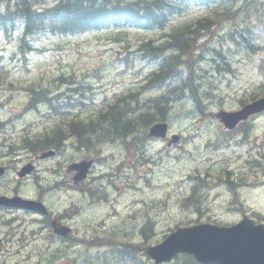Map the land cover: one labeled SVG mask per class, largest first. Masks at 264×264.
<instances>
[{"label": "rangeland", "instance_id": "rangeland-1", "mask_svg": "<svg viewBox=\"0 0 264 264\" xmlns=\"http://www.w3.org/2000/svg\"><path fill=\"white\" fill-rule=\"evenodd\" d=\"M53 2L54 0H43L37 6H48ZM245 2L248 4L245 5ZM4 5L5 0H0V7ZM235 9L238 11L235 19L221 18L203 38L198 35V38H201L198 42L199 50L204 51L207 48L203 54L207 58L215 57V61L208 59L201 61L196 54V58L190 54L186 55L191 59L189 61L191 72L198 78L195 84L201 93L199 96L201 102L200 106H197L193 98H182L170 105L169 128L171 133L183 134L180 143L174 144L168 150H161V142H155L156 145L145 151L148 154L147 158L157 152L155 160L159 161L150 166L145 161V153L139 151L137 147L136 151H129L119 142L108 145L107 141L104 146H102L104 143L100 144L98 148L103 151L90 175L100 190L97 189L95 198L91 197L90 200L87 196L83 198L81 193L72 196L73 192L63 189L64 184L60 182L51 184L63 179L61 175L67 179L64 166L58 169L59 162L79 156V153L67 148L62 153L66 158L48 159L39 163L35 174L27 177L22 183L27 190L26 193L33 192V183L39 179L42 184V196H45L46 203L51 205L54 211L63 208L68 211L72 208L75 212L78 210L70 216L77 217L73 220L74 227L80 228V233L97 237L112 234L113 246L118 241L138 245L155 243L157 239L162 238L165 231L179 223L178 221L198 220L231 224L238 221L243 212L255 219L258 214L264 215V169L243 163L245 151L248 155L257 151L258 154H264V141L257 138V135H261L260 129L257 128L263 118L256 119L257 128L245 144L235 142L241 135L228 143L218 141L221 128L212 120L213 113L220 108L227 110L238 108L239 99L249 96L252 91L259 92L264 88V0H216L211 5L189 3L182 13L171 17L169 27L181 26L200 16L218 17L224 10ZM241 33L258 44L256 52L246 50L240 42L235 43L234 38L241 41ZM151 35V32L125 28L119 32L107 29L43 37L36 42L38 50L29 51L25 60H22V55L17 52L16 41L0 37V54L8 58L12 52H17L12 61L5 60L7 78L4 74V82L0 85V148L8 144L9 139L21 136L34 121L41 123L44 121L38 119L39 113L36 108L26 109L28 95L21 86L9 84L10 81L25 83L36 80L47 83L60 73H75L89 82L87 103L91 107H97L104 101H111L112 97L122 92L127 94L136 82L143 78L150 65L138 59L123 63L118 61L117 57L123 58L128 51L134 52L136 45ZM220 53H224L226 59L231 61L230 72L223 70L219 72L216 69L217 61L222 63ZM202 74L206 76L203 77ZM64 87L59 86L56 91ZM150 94L152 95L153 91L143 92L146 96ZM59 100L63 101V98L59 97ZM39 107L43 105L37 108ZM10 116L16 117V120L11 121ZM220 143L223 144L219 147ZM137 144L146 147L147 142L137 140ZM250 146L252 148L248 151ZM26 153L24 149L13 151L5 160L18 159L22 163L27 159ZM223 157L229 158L234 179L239 171L247 174L246 178L243 181L238 180L235 186L239 192L240 203H234V195L228 192L226 187L219 186L216 198H209L211 201L207 203L209 217H197L191 210L201 203L200 200L188 205V208L181 206V200L189 193L193 183L187 181V175L196 167L220 165L217 159ZM263 161L264 158L261 163ZM218 169L216 167L214 173L216 176H222ZM12 181L13 173L9 171L6 177L0 179V191L9 187ZM214 193L215 191L209 192L211 195ZM97 196H100L98 200ZM3 218L5 217H0V226ZM149 225L151 230L147 229ZM84 226L86 227L83 229ZM143 228L146 236L142 234ZM4 231L0 232V264L2 262L44 264L47 259L49 260L51 252L42 245L43 242H39L38 247L37 244H33L35 239L21 245L24 242L21 240L23 236L21 231L14 230L13 236L4 234ZM25 234L31 235L29 231ZM116 247L115 245L114 248ZM59 253L61 254L57 261H49L47 264H60L66 261L83 264L84 259L91 256L95 264L150 262L141 252H134L137 259L132 262L128 257L116 255L113 249L106 246L86 250L75 247L74 252ZM37 260L40 262L37 263ZM175 261L168 264H176Z\"/></svg>", "mask_w": 264, "mask_h": 264}, {"label": "trees", "instance_id": "trees-1", "mask_svg": "<svg viewBox=\"0 0 264 264\" xmlns=\"http://www.w3.org/2000/svg\"><path fill=\"white\" fill-rule=\"evenodd\" d=\"M37 1L5 0L4 7H0V36L11 40L13 33L18 29L20 30L16 47L17 52L22 55V60H25L29 51L33 52L37 49L34 42L41 36L77 34L108 28L118 29L134 26L151 28V23L157 20L156 14H159L161 21H165L166 16L173 12L174 5L179 6L186 1L207 2L208 0H176L175 3L166 0H57L50 7L34 9L33 3ZM235 14L229 19L233 18ZM203 21L205 19L197 21L201 28L210 23L203 24ZM206 28H209V26ZM193 34L190 29H186L184 32L173 35L170 45L165 44L155 47L147 42L143 44L145 57H160L163 54L162 47L176 48L181 53L180 55L159 58V70L148 77L146 85L132 88L127 94H122L112 99V101H108L98 110L91 111L87 116L76 114L73 117H64L63 115H57L54 121L46 122L40 129L41 131L36 132L37 134L32 132L29 137L24 134L15 142L33 149L32 144L42 143L40 138L37 137L39 135H48L42 138L43 140L60 141L59 135L63 133L60 124L64 123L70 128L68 134L73 133L79 141L83 142L82 144L88 145L90 142L100 144L104 141H112V137H128L130 134H136L137 131L144 130L148 123L166 120L170 107L167 104L168 102L181 100L185 92L197 99V91H195L196 78L191 72L192 67L189 61L179 59L181 55L187 52L191 42L194 41L196 34L190 36ZM249 46L251 47L250 44ZM15 54L16 52H12L11 58L0 55V85L4 82V74L7 78L8 69L5 60L12 61ZM179 64L187 70L185 76L178 72ZM223 66L221 68L223 71L230 69L227 63H224ZM9 84L15 83L10 81ZM85 84L87 83L75 73H60L47 83L34 80L29 83H19L22 87H26L29 92V104L59 101V98L53 96L50 91L55 90L60 85H65L68 91L62 96L63 100H73V98L75 99V91L80 94L85 93ZM162 86H165V89L167 88L165 94L162 93L154 97L151 94L143 95L146 90L150 91ZM259 93L252 91L249 96L241 98L239 102L244 103L254 99ZM167 97L169 99L166 101ZM154 104L162 106L160 111L152 112V110H149L150 106L155 107ZM51 110L60 111L58 106L52 107ZM145 122H147L146 125ZM83 133L87 134L84 139ZM187 264L197 263L190 258Z\"/></svg>", "mask_w": 264, "mask_h": 264}, {"label": "water", "instance_id": "water-1", "mask_svg": "<svg viewBox=\"0 0 264 264\" xmlns=\"http://www.w3.org/2000/svg\"><path fill=\"white\" fill-rule=\"evenodd\" d=\"M264 109V96L236 111L221 110L215 114L224 126L231 128L243 120ZM165 123H157L150 128V135L164 136ZM173 136L172 141L177 140ZM89 163L78 164L74 180L82 179ZM30 169H22L18 174L24 175ZM0 204L17 205L45 211L40 202L17 198L0 197ZM183 250L193 253L203 264H264V225L255 224L248 217L230 227L202 224L190 228H179L167 240L155 247H149L147 253L156 261L169 258L174 252Z\"/></svg>", "mask_w": 264, "mask_h": 264}, {"label": "flooded vegetation", "instance_id": "flooded-vegetation-1", "mask_svg": "<svg viewBox=\"0 0 264 264\" xmlns=\"http://www.w3.org/2000/svg\"><path fill=\"white\" fill-rule=\"evenodd\" d=\"M83 139L87 137V134L83 133ZM130 136L131 142H137V137L135 135ZM112 141L108 142V145H113L112 142H119L124 144L127 142L125 136L121 137H112ZM83 142L78 140V138L72 133L67 137H63L59 141V145L64 148H71L74 152L79 153L78 157H87L90 152L96 151L97 145L93 142H90L88 145L82 144ZM167 146V143H165ZM150 146L151 143L148 142ZM26 151H32L28 148L20 147ZM6 172L11 170V167L4 166ZM17 170V165L12 166L13 180L9 187H6L4 190L0 191V195L6 196H21L23 198H30L34 200H45L42 198V190L40 185L33 184V192L26 193V189L22 185V179L16 177L15 172ZM84 187L82 188L85 196L88 200L91 198L89 195H92L94 187H90V182L83 183ZM83 184H71L63 185V189L73 190L76 194L80 195L81 186ZM83 198L85 197L82 193ZM49 212L47 214H41L39 211H34L26 208L15 207V206H4L0 205V217H5L2 220V225L0 226V232L4 231V234L15 235V231H21L23 235L21 240L24 241L21 245H26V242L29 240H34L33 244L43 242V246L51 252L49 260L47 259L44 264H47L49 261H57L61 253L74 252L75 247H86L88 240L85 238L84 233H80L78 227H74L73 220L77 217H70L69 211L62 210L54 211L51 206H49ZM2 213V214H1ZM4 227L6 229H4ZM86 226L83 227V229ZM26 231L30 232V236L26 235ZM30 238V239H29ZM31 244H28V246ZM39 252L40 249H39ZM39 263L40 261H36ZM3 264V262H2ZM51 264V263H49ZM61 264H73V262H63Z\"/></svg>", "mask_w": 264, "mask_h": 264}, {"label": "bare ground", "instance_id": "bare-ground-1", "mask_svg": "<svg viewBox=\"0 0 264 264\" xmlns=\"http://www.w3.org/2000/svg\"><path fill=\"white\" fill-rule=\"evenodd\" d=\"M164 16H165V13H164ZM167 17V16H166ZM156 18H157V20H156V22L157 23H160V22H162L160 19H159V14H156ZM149 23H151V22H149ZM152 24V23H151ZM191 32V31H190ZM193 33V32H192ZM194 34H196V33H194ZM194 34L193 35H190L191 37L192 36H194ZM202 38V37H201ZM201 38H198V34H196V37H195V40L193 41V42H191V46H190V48L191 47H193V46H195L196 45V43H198L199 42V40L201 39ZM188 54H190V55H192V56H195V54L199 57V55L196 53V52H189ZM187 54V55H188ZM197 56H195L194 58H196ZM191 61V59H190V56H186V58L184 59V61ZM203 75V77H205L206 76V74H202ZM194 76V75H193ZM196 80H198V78H196ZM195 80V81H196ZM167 89V88H166ZM166 89H161V88H154L153 90H151V91H153V94H152V96L154 97V96H158L159 94H162V93H164L165 94V90ZM169 98L167 97L166 98V101L168 100ZM173 103H175L174 101H171V102H168L167 104L168 105H171V104H173ZM120 104H123V103H120ZM160 104H154V106L155 107H153V106H150V109L149 110H152V112H156V111H160V109H161V107L162 106H159ZM146 106V105H145ZM143 107V106H142ZM146 123L147 122H145V125H146ZM150 124L148 123V126H149ZM147 126V127H148ZM71 127V126H70ZM147 127L145 128L144 127V130L143 129H141V130H139V131H137V133L136 134H130V135H135L136 137H137V140H143V141H145V142H147V145H146V147H142V146H139V149L141 150V151H143L144 153H145V161L148 163L147 165H155L158 161L157 160H155L156 158H155V155L157 154H155V155H151L150 154V156L147 158V156H148V154L145 152L146 150H149L150 148H152L154 145H156L155 144V142H154V140H152L148 135H147V132H146V129H147ZM60 129L63 131V133H61L59 136V139H62L63 137H67V136H69V135H71V134H68V131H70V128H69V126H67L66 124H64V123H61L60 124ZM43 142H44V145L45 146H47V145H50L51 143H52V140H50V139H44L43 140ZM148 142H150L151 143V145L149 146L148 145ZM44 145H42V146H44ZM20 147H24V148H28V149H30V150H34V149H31L30 147H28V146H26V145H23V144H21V145H19ZM62 148V147H61ZM146 148V149H145ZM63 150H65L64 148H62ZM105 207V206H104ZM135 226H133V228H134ZM135 229H136V227H135ZM147 229H149V230H151V228L150 227H147ZM143 230V232H142V234H143V236H146V233H145V228H143L142 229ZM132 248L133 249H135V250H139L138 249V247H136V246H132ZM86 249H92V248H85V250ZM97 259L99 258V257H96ZM83 264H95V262H94V259H93V256H91V257H88V258H85L84 259V262H83Z\"/></svg>", "mask_w": 264, "mask_h": 264}]
</instances>
